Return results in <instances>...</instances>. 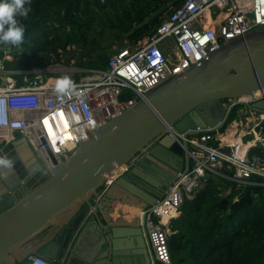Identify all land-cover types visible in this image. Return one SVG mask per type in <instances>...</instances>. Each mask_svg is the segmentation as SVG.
I'll list each match as a JSON object with an SVG mask.
<instances>
[{"label":"water","instance_id":"95a60500","mask_svg":"<svg viewBox=\"0 0 264 264\" xmlns=\"http://www.w3.org/2000/svg\"><path fill=\"white\" fill-rule=\"evenodd\" d=\"M263 89L264 26L227 41L150 89L92 129L59 163L48 150L53 166L47 171L26 138L16 133L0 144V158L11 161L10 167L0 165V264H22L29 255L70 264L79 237L93 222L103 247L98 264H157L144 214L114 225L111 216L102 215L105 208L116 197L131 206L141 203L142 212L164 195L179 172L189 170L186 140L180 146L163 134L167 128L184 137L220 132L239 106H247L240 98ZM228 99L233 104L225 110L222 103ZM253 107L264 112V99ZM263 154L257 146L246 158ZM39 173L45 178L31 186Z\"/></svg>","mask_w":264,"mask_h":264},{"label":"built area","instance_id":"2783aa9c","mask_svg":"<svg viewBox=\"0 0 264 264\" xmlns=\"http://www.w3.org/2000/svg\"><path fill=\"white\" fill-rule=\"evenodd\" d=\"M262 26L264 0H184L169 8L151 36L118 49L100 70L59 65L50 70L45 81L17 85L11 77L21 71L5 69L0 60V144L19 133L47 171L53 166L48 150L59 163L92 129L143 99L150 89L183 73L227 41ZM57 72L79 74L71 92H55ZM262 98L264 94L246 99L243 118L231 120L223 132L200 131L186 137L173 127L163 132L180 146L186 140L183 152L191 164L187 172L177 174L160 199L140 214H144L157 264H171L167 241L170 221L180 214L182 202L202 188L205 177L222 175L225 169L233 172L231 179L241 183H249L252 176L264 178V154L246 158L249 149H264V112L253 107ZM232 104L229 99L222 103L225 110ZM230 126L243 128L241 138L248 139L225 142L223 137ZM93 199L95 203L98 196ZM26 261L50 264L36 255H29Z\"/></svg>","mask_w":264,"mask_h":264},{"label":"trees","instance_id":"16d2710c","mask_svg":"<svg viewBox=\"0 0 264 264\" xmlns=\"http://www.w3.org/2000/svg\"><path fill=\"white\" fill-rule=\"evenodd\" d=\"M183 1L29 0V14L17 17L24 39L11 44V59H3L5 42H0V60L15 71L72 59L80 69L100 70L118 49L151 36L169 8ZM115 44L119 48L107 56ZM64 75L79 78L78 73L58 77ZM232 173L224 169L205 177L202 188L182 202L170 221L171 264H264V178L241 183Z\"/></svg>","mask_w":264,"mask_h":264},{"label":"crops","instance_id":"0c3cea01","mask_svg":"<svg viewBox=\"0 0 264 264\" xmlns=\"http://www.w3.org/2000/svg\"><path fill=\"white\" fill-rule=\"evenodd\" d=\"M241 110V108L237 109V116L243 115L245 112ZM240 112V113H239ZM240 117H238L239 119ZM228 130V129H227ZM227 130L225 133H227ZM240 130V131H239ZM236 131V133H235ZM243 128L234 129V135H226L224 136V141L231 143L236 139H240L243 135ZM15 135V134H14ZM249 136H243V140L248 139ZM234 139V140H233ZM96 197V196H95ZM115 197V196H114ZM141 203H137L136 205H128L126 200H121L116 198L107 205L103 212V216H111V224H116L120 219L125 223H131L134 217L138 216L141 212ZM105 216V217H106ZM99 233L100 229L97 228L96 223H91L89 226L84 228L82 235L78 239V247L74 255H72L70 259V264H98L101 263V260H98L97 257L100 255L102 246L99 244ZM97 246V248H95ZM22 264H28L27 261Z\"/></svg>","mask_w":264,"mask_h":264},{"label":"clouds","instance_id":"9594fccd","mask_svg":"<svg viewBox=\"0 0 264 264\" xmlns=\"http://www.w3.org/2000/svg\"><path fill=\"white\" fill-rule=\"evenodd\" d=\"M28 3L29 0H0V42L13 45L22 42L25 28L17 17H26L29 14L31 8L26 6ZM75 87L73 80L68 75H64L56 79L54 90L58 94H63L71 92ZM0 165L10 167L11 161L0 158Z\"/></svg>","mask_w":264,"mask_h":264},{"label":"rangeland","instance_id":"374dc122","mask_svg":"<svg viewBox=\"0 0 264 264\" xmlns=\"http://www.w3.org/2000/svg\"><path fill=\"white\" fill-rule=\"evenodd\" d=\"M163 46L166 48V44H163ZM117 48H119L118 47V44L113 45L108 50L107 56H109ZM70 49L77 50L76 48H70ZM2 50H3L4 54L5 53L7 54L6 55L7 56L6 57L7 59H11L12 58V54L11 53L14 50V48L11 47V44L10 43H5V45L3 46ZM59 65H63V66H66V67H69V66L75 67L74 66V60L73 59L69 61V64H65V63H63V61H60L58 63H53V64H50V65L45 66V67L36 66L34 68H31L28 71H21V72L15 73V75H13L11 78L14 80V82L17 85L24 84V83H28L30 81L33 82L34 80H37V81H41L42 82V81H45L47 79V77H48L47 74H50V70L53 69L54 67L59 66ZM63 74H65V73H63ZM242 107L243 106H239L237 109L241 108V110H244V108H242ZM238 117L243 118V115L241 114V115L237 116V113H235L233 115V119H238ZM222 132H223V130H222Z\"/></svg>","mask_w":264,"mask_h":264},{"label":"bare ground","instance_id":"6f19581e","mask_svg":"<svg viewBox=\"0 0 264 264\" xmlns=\"http://www.w3.org/2000/svg\"><path fill=\"white\" fill-rule=\"evenodd\" d=\"M51 81V79L49 80V82ZM264 94V89L263 90H259V91H256L255 93H254V95H263ZM249 97L248 96H243V97H241L240 99L241 100H246V99H248ZM230 134H232V135H234V129H233V126H230L229 128H228V130H227V133H226V135H230ZM230 137H231V135H230ZM224 138V137H223ZM234 140V139H233ZM238 140V142H239V139H237ZM235 141V140H234ZM141 213V212H140Z\"/></svg>","mask_w":264,"mask_h":264},{"label":"flooded vegetation","instance_id":"af4514ba","mask_svg":"<svg viewBox=\"0 0 264 264\" xmlns=\"http://www.w3.org/2000/svg\"><path fill=\"white\" fill-rule=\"evenodd\" d=\"M44 174L43 173H39V175L32 181L30 182V185H35L37 184L38 182L42 181V179H44Z\"/></svg>","mask_w":264,"mask_h":264}]
</instances>
